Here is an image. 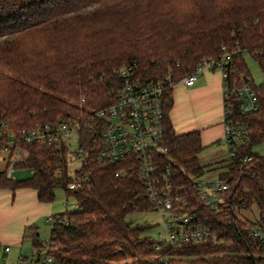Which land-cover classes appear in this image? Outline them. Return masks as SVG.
Masks as SVG:
<instances>
[{
	"label": "trees",
	"instance_id": "obj_1",
	"mask_svg": "<svg viewBox=\"0 0 264 264\" xmlns=\"http://www.w3.org/2000/svg\"><path fill=\"white\" fill-rule=\"evenodd\" d=\"M223 46L232 54L230 87L235 69L256 95L253 113L242 114L241 100L232 92L228 107L232 120L250 129L249 143L239 151L253 160L228 158L218 176L230 182L227 206L220 205V211L206 206L193 177L209 166L193 167L192 175L185 172L204 148L200 134L175 133L169 118L173 87L166 86L162 108L168 152L162 161L170 166L173 186L187 200L188 211L207 218L220 238L174 251L171 264H264V235L254 234L256 228L264 234V153L253 151L264 142V0H0V125L20 129L84 117L116 100L120 68L132 67L147 82L168 76L178 82L205 59L217 57ZM246 53L263 74L259 85L251 77ZM93 135L90 129L81 131L87 158L78 174L89 180L79 188H68L74 178L66 170L56 176L54 148L38 144L16 165L32 170L31 177L15 180L0 170V188L30 187L40 202L52 203L60 187L75 199L77 210L54 215L47 245L36 227L26 228L32 245L49 246L58 259L147 264L154 255V239L144 235L149 226L126 217L149 211V197L135 168L116 176L122 163H98ZM252 205L258 216L248 224L241 210Z\"/></svg>",
	"mask_w": 264,
	"mask_h": 264
},
{
	"label": "built area",
	"instance_id": "obj_2",
	"mask_svg": "<svg viewBox=\"0 0 264 264\" xmlns=\"http://www.w3.org/2000/svg\"><path fill=\"white\" fill-rule=\"evenodd\" d=\"M231 61L232 54L223 46L217 57L205 59L178 82L170 81V76L166 81H143L134 75L132 67H122L118 70L121 84L116 90V100L108 106L91 110L84 117L44 122L29 128L13 129L7 123L1 124L0 162L5 165L7 177L13 178L16 165L29 157V147L46 145L53 147L57 153L56 176L62 177L66 170L74 178L68 188H79L89 180L87 174H78L87 158L81 131L90 129L94 132L92 143L97 147L98 163H122L116 176H124L135 168L149 197V211L160 216L163 231L154 239V255L149 257L147 264H171L176 250H183L192 244L219 242V235L211 228L207 218L188 211L187 200L173 186L170 166L162 161L168 152L164 139L162 99L167 85L173 88L178 83L192 86L200 73L218 71L224 88L223 140L229 158L241 157L243 163L251 162L252 155H241L239 151L240 146L249 143L250 129L232 120L228 110L229 93H235L241 100L242 114L257 111L258 105L254 91L246 84L230 87ZM78 164L79 169L75 170L74 166ZM229 188L230 182L219 177L195 182L199 199L215 211L221 210L220 205L227 206L224 195ZM48 220L53 224L56 218L49 216ZM254 234L257 237L264 235L259 228L254 229ZM45 242L47 245L49 240ZM10 256L11 246L0 245V264H71L53 255L49 246L32 245L26 254L19 253L14 259Z\"/></svg>",
	"mask_w": 264,
	"mask_h": 264
},
{
	"label": "crops",
	"instance_id": "obj_3",
	"mask_svg": "<svg viewBox=\"0 0 264 264\" xmlns=\"http://www.w3.org/2000/svg\"><path fill=\"white\" fill-rule=\"evenodd\" d=\"M262 79L259 84L262 83ZM169 118L176 134L197 131L203 150L215 147L216 154L219 157L224 156L219 161L207 164L217 170L215 177L217 178L222 171L221 166L229 158V151L223 140L224 88L221 74L218 71L207 70L199 74L192 86L178 83L173 88V104ZM31 175L32 171L24 179ZM49 216H54L51 203L40 202L35 189L0 188V245L11 246V259L19 253L28 252V249H23L26 228L36 227L43 217Z\"/></svg>",
	"mask_w": 264,
	"mask_h": 264
},
{
	"label": "rangeland",
	"instance_id": "obj_4",
	"mask_svg": "<svg viewBox=\"0 0 264 264\" xmlns=\"http://www.w3.org/2000/svg\"><path fill=\"white\" fill-rule=\"evenodd\" d=\"M244 56L246 58L247 66H248L249 72L251 74V77L255 85H259L258 82H260V79H262L263 74L257 62L247 53ZM231 82H232V86L234 87L241 86L244 84L242 81L241 75L235 69L231 71ZM215 149L216 148L213 147V148L201 151L198 154V161L195 164H192L185 169V172L187 174L192 175L191 170L193 169V167L201 166V165L209 166L208 168H206L203 175H201L199 178L193 177L195 182L199 180L213 179L217 176V173H218L217 170L213 168L212 166L207 165V164H210L212 161L213 162L219 161L222 158H224V156L219 157V155L216 154L217 151ZM253 151L259 154H263L264 153V142L255 145L253 147ZM74 167H75V170L79 169V164L75 165ZM4 168H5L4 163L0 162V170H4ZM30 174H31L30 169H25V170L16 169L13 172L12 177L15 180H23L24 177H27ZM66 202L68 203L67 206H66ZM51 206H52L53 215L62 214V213H65L66 211L71 212V211H75L78 209L75 199L71 196L67 197L65 190L60 187L55 190V199L52 201ZM241 213L243 214L242 216L245 215L243 220L246 223L251 224V222H253L258 216V209L257 207L252 205V207L250 208L242 209ZM126 219L129 221H132L134 224L148 225L149 228L145 231L144 235L150 236L153 239L157 238L158 233L163 231L160 216L157 212H154V211L130 213L126 217ZM51 227H52V224L48 220V217L47 218L43 217L39 221L36 228L38 230L39 239L41 241H48L50 239ZM31 245H32V240L29 237H26L24 241L23 249L29 250Z\"/></svg>",
	"mask_w": 264,
	"mask_h": 264
},
{
	"label": "water",
	"instance_id": "obj_5",
	"mask_svg": "<svg viewBox=\"0 0 264 264\" xmlns=\"http://www.w3.org/2000/svg\"><path fill=\"white\" fill-rule=\"evenodd\" d=\"M247 81V79L246 78H244V82H246Z\"/></svg>",
	"mask_w": 264,
	"mask_h": 264
}]
</instances>
